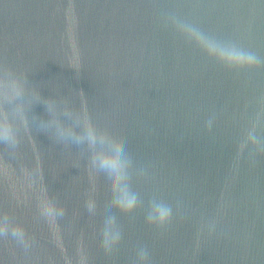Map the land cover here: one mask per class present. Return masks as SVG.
<instances>
[{
	"label": "water",
	"instance_id": "obj_1",
	"mask_svg": "<svg viewBox=\"0 0 264 264\" xmlns=\"http://www.w3.org/2000/svg\"><path fill=\"white\" fill-rule=\"evenodd\" d=\"M174 21L259 63L210 54ZM3 69L30 121L54 100L121 140L138 203L109 207L85 151L21 126L17 148L0 145V212L30 246L0 238V264H264V0H0ZM49 201L62 218L41 215ZM152 202L171 207L165 224Z\"/></svg>",
	"mask_w": 264,
	"mask_h": 264
},
{
	"label": "clouds",
	"instance_id": "obj_2",
	"mask_svg": "<svg viewBox=\"0 0 264 264\" xmlns=\"http://www.w3.org/2000/svg\"><path fill=\"white\" fill-rule=\"evenodd\" d=\"M174 24L188 39L201 44L210 54L226 57L229 63L241 66L259 63L255 55L234 47L220 46L190 24L181 21H174ZM3 71L5 75L0 77V145H5L10 150L17 148L21 126H25L51 136L58 143L76 146L88 154L92 167L105 177L112 197L109 207L125 212L133 210L138 199L129 185V160L124 143L106 130L97 127L85 113L72 110L66 103L60 107L54 100L41 101L49 117L47 121L41 119L37 122L36 117L30 121L24 102H19L25 94V82L12 76L9 70ZM89 210H92L91 205ZM171 214L172 209L168 205L152 202L146 218L149 222L163 225L170 219ZM41 215L45 218L60 219L65 215V211L55 201H49ZM115 222L114 215L105 218L103 236L106 246L110 237L113 242L119 240V232L112 233ZM4 237H11L25 249L30 246L24 229L12 217L0 212V238ZM146 260L147 252L142 249L139 261Z\"/></svg>",
	"mask_w": 264,
	"mask_h": 264
}]
</instances>
